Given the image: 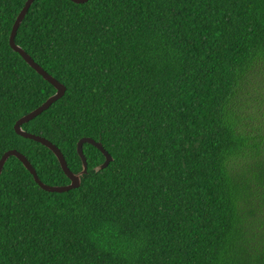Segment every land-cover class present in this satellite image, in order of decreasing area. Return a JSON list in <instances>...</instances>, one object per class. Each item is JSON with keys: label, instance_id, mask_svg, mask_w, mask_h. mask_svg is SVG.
<instances>
[{"label": "trees", "instance_id": "trees-1", "mask_svg": "<svg viewBox=\"0 0 264 264\" xmlns=\"http://www.w3.org/2000/svg\"><path fill=\"white\" fill-rule=\"evenodd\" d=\"M27 0H0V159L56 89L9 43ZM15 42L66 87L23 124L88 170L40 188L16 157L0 175V264H264V0H35Z\"/></svg>", "mask_w": 264, "mask_h": 264}, {"label": "water", "instance_id": "water-1", "mask_svg": "<svg viewBox=\"0 0 264 264\" xmlns=\"http://www.w3.org/2000/svg\"><path fill=\"white\" fill-rule=\"evenodd\" d=\"M34 1L35 0H27L23 9L18 14V16H17V18L13 24V28H12L10 38H9V43H10V47L15 52L20 54V56L24 59V61L32 69H34L40 76H42L44 80L48 81L51 85L54 86V88L56 89V93L53 94L51 97H49L41 106H39L38 108L34 109L30 113L22 116L19 120H17V122L14 125V130H15L17 135H19L23 138H26V139L33 140L37 143H40L43 146H45L46 148H48L51 152H53V154L55 155V157L57 158V160L61 166V169L63 170L65 175L70 180V183L67 185H63V186H50V185L43 183L39 179L35 168L32 166L31 162L26 158V156L23 155L22 153L18 152L17 150H14V149L7 151L2 156V158L0 159V175L2 173V170L4 168L6 161L9 159V157L13 156V157H16L17 159L20 160V162L23 164L25 169L30 172V174L33 176L35 182L40 186L41 189H43L46 192H51V193H63V192H67V191H70L72 189L78 188L81 185L82 176H84L87 173L88 166H87V159L85 157L84 150H83L84 144H90V145L96 147L104 155L105 161L103 162V164H101L97 168L98 171L105 169L113 161V157L108 153V151L105 150V148L103 147V145L100 142H96L92 138H86V137L82 138L79 140V142L77 144V152H78L79 157L82 160L83 169L79 173H73L69 169L63 153L55 144H53L52 142H50L49 140H47L46 138H44L42 136H38V135H35L32 133H29L22 128L23 124L30 122L31 120H33L34 118H36L37 116L42 114L44 111L49 109L50 106L54 102L59 100L64 95V93L66 91V87L62 83H60L58 80H56L48 72H46L40 65H38L32 59V57L27 52H25V50L22 47L17 45L15 42V37H16L18 28H19L21 22L23 21V19L25 18L30 6L33 4ZM71 1L76 3V4H83V3L87 2L88 0H71Z\"/></svg>", "mask_w": 264, "mask_h": 264}]
</instances>
